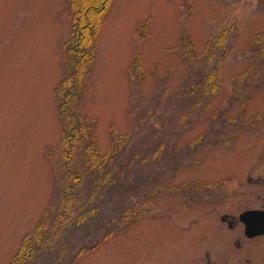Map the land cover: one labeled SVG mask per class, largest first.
Masks as SVG:
<instances>
[{"label":"rangeland","instance_id":"1","mask_svg":"<svg viewBox=\"0 0 264 264\" xmlns=\"http://www.w3.org/2000/svg\"><path fill=\"white\" fill-rule=\"evenodd\" d=\"M72 14L69 0H0V264L39 225L49 239L23 264H264V238L238 222L264 207V0L113 1L77 106L108 165L79 151L67 205L55 87Z\"/></svg>","mask_w":264,"mask_h":264},{"label":"trees","instance_id":"2","mask_svg":"<svg viewBox=\"0 0 264 264\" xmlns=\"http://www.w3.org/2000/svg\"><path fill=\"white\" fill-rule=\"evenodd\" d=\"M114 0H69L72 14L71 36L67 40L65 55L67 58V70L63 79L55 87V99L61 118L67 121L64 129L63 143L65 145L66 165H69V181L66 182L63 190V199L67 205L75 200L77 186L80 185L84 176L72 169L71 162L79 151H83L85 162L90 164L94 170L102 171L108 165V157L100 153L99 143L96 137L92 136L91 121L82 118L78 113V103L87 90L89 74L95 67L97 60V40L106 15L111 10ZM264 36L256 41L262 42ZM187 54H193L196 49L189 40L183 41ZM219 87L218 71L208 72L202 81V89L205 95L210 96L216 93ZM74 123L72 124L71 121ZM116 144L112 154L117 153L122 139L113 132ZM115 141V140H114ZM110 156V155H109ZM69 214V213H68ZM70 216V215H69ZM69 217L65 211L59 215L58 226L62 225ZM43 225H39L32 236V244H25L17 255L13 264H23L38 252L47 242L49 236L43 234ZM29 242V241H28ZM31 242V241H30ZM35 243V244H34ZM38 244V245H37Z\"/></svg>","mask_w":264,"mask_h":264},{"label":"water","instance_id":"3","mask_svg":"<svg viewBox=\"0 0 264 264\" xmlns=\"http://www.w3.org/2000/svg\"><path fill=\"white\" fill-rule=\"evenodd\" d=\"M241 217L247 225L246 234L248 236L255 237L264 234V210H250Z\"/></svg>","mask_w":264,"mask_h":264},{"label":"flooded vegetation","instance_id":"4","mask_svg":"<svg viewBox=\"0 0 264 264\" xmlns=\"http://www.w3.org/2000/svg\"><path fill=\"white\" fill-rule=\"evenodd\" d=\"M250 182H253V179L250 178ZM256 184H259V182H257ZM258 209L264 210V207L261 206V207H258V208H247V209H244L241 212V214L239 215V217H238V222L243 225L244 235H246V237L248 239H251V240H260V239L264 238V234H260L259 236H255V237L248 236L246 234L247 225H246L245 221L242 219L241 216L243 214L247 213V211H250V210H258ZM222 221L223 222H228V224H230L231 227H234L236 225L235 224L236 223V220L232 219V217H230V215H225L224 217H222Z\"/></svg>","mask_w":264,"mask_h":264}]
</instances>
